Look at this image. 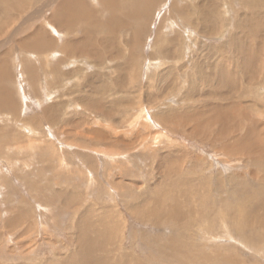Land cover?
<instances>
[{"label": "rangeland", "instance_id": "obj_1", "mask_svg": "<svg viewBox=\"0 0 264 264\" xmlns=\"http://www.w3.org/2000/svg\"><path fill=\"white\" fill-rule=\"evenodd\" d=\"M83 1L0 3V264H264V0Z\"/></svg>", "mask_w": 264, "mask_h": 264}, {"label": "bare ground", "instance_id": "obj_2", "mask_svg": "<svg viewBox=\"0 0 264 264\" xmlns=\"http://www.w3.org/2000/svg\"><path fill=\"white\" fill-rule=\"evenodd\" d=\"M4 1L5 2H7V0H0V3H1V5H2V3H4ZM12 1V0H11ZM74 1V4H75V7H81V3L83 4V0H73ZM119 0H101V3H103V5H104V7H106L110 12H111V14L113 13H115V11H117V9L118 8H120V4H119V2H118ZM124 1H126L127 2V0H124ZM129 1H131V2H133V4L135 3H137L138 1H139V3H140V1H142V4H144V7L145 8H148L149 7V5H150V3L148 2V0H129ZM10 2V1H9ZM138 3V4H139ZM7 6V5H6ZM15 6V5H14ZM74 7V6H73ZM135 7H136V5H135ZM151 7V6H150ZM12 8V7H11ZM16 8V7H15ZM81 9V8H80ZM65 10H67V9H65ZM74 10H75V8H74ZM77 10V9H76ZM128 11V10H127ZM135 11H137V9L135 8ZM68 12H70V11H68ZM79 12V11H78ZM125 12V11H124ZM133 13H134V11H133ZM136 13V12H135ZM84 17H86L85 16V13H83L82 14ZM126 15L128 16L129 15V12H126ZM77 16V14L76 13H74V17H76ZM131 16H133L134 17V15H131ZM138 16V15H137ZM113 18H115V17H113ZM114 20V19H113ZM112 20V21H113ZM211 21V20H210ZM110 22V21H109ZM114 22H116V21H114ZM203 22V21H202ZM205 22V21H204ZM117 23V22H116ZM114 26V25H113ZM205 26V25H204ZM207 26V25H206ZM188 27V26H187ZM207 29H205L204 28V31H206ZM208 31V30H207ZM135 33V32H134ZM40 37V36H39ZM36 39H38V38H36ZM33 41H32V43H30L31 44V48H36V49H38V48H41V46H43V44H39V42H37V41H35L34 39H32ZM37 44V45H36ZM28 47H29V45H28ZM78 47H80V46H78ZM191 47V46H190ZM92 48V47H91ZM100 48V47H99ZM188 48V47H187ZM92 50V49H91ZM67 51H68V49H67ZM93 54V53H92ZM93 56V55H92ZM98 56H99V54H98ZM164 60V59H163ZM229 72V71H228ZM226 73V72H225ZM168 76V75H167ZM171 77V76H170ZM173 78V77H172ZM236 85V84H235ZM48 86V85H47ZM46 88V87H45ZM48 88V87H47ZM49 90V89H48ZM147 95V94H146ZM138 96V95H137ZM143 96V95H142ZM139 97V96H138ZM152 98V97H151ZM147 99V98H146ZM146 103V102H145ZM150 104V103H149ZM141 105V104H140ZM140 105H138V108H137V113H135V114H133V116L131 117V120L129 121V123H128V126H131V125H134L135 124V120L136 119H138L139 117H141V116H137V115H139V111H142L143 113L144 112H146L147 110H146V108H144L143 106H140ZM146 107H147V105H146ZM148 108V107H147ZM47 109H48V107H47ZM46 109V110H47ZM50 109V108H49ZM110 115V114H109ZM144 115V114H143ZM146 116H148V115H146ZM143 117V118H141V119H143V120H147V117ZM108 119H110V118H108ZM53 121V120H52ZM111 121V120H110ZM139 123V122H138ZM147 123V122H146ZM149 123V122H148ZM147 123V124H148ZM154 123V122H153ZM138 126V125H137ZM110 128V127H109ZM131 128H133V127H131ZM130 129V128H129ZM133 137H136V136H133ZM154 138V137H153ZM152 138V139H153ZM100 149V148H99ZM111 151V150H110ZM115 151V150H114ZM117 152V151H116ZM107 156V155H106ZM172 198H174V199H176L177 197L175 196H173L172 195ZM177 200V199H176ZM174 203V202H173ZM177 204V203H176ZM176 210V206L174 207V211ZM248 210V209H247ZM247 210L245 209V211L247 212ZM172 212L173 214H175V212ZM249 215V214H248ZM171 216V215H170ZM84 232V231H83ZM83 237H81L82 238V246H81V248L82 247H84V250H83V252H84V254H85V257L84 258H86L88 261V264H91V262H92V260H94V257H93V254L91 253V251H94V250H96L97 248H101V243L100 244H97L98 242H93V240H89V239H87L85 236H84V234L82 235ZM83 259V258H82ZM84 260V259H83ZM100 261H93L94 262V264H100V262L102 261V259L100 258L99 259ZM113 263V262H112ZM118 263V262H117Z\"/></svg>", "mask_w": 264, "mask_h": 264}]
</instances>
